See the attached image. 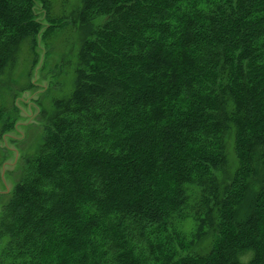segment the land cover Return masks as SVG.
Masks as SVG:
<instances>
[{
	"label": "trees",
	"instance_id": "trees-1",
	"mask_svg": "<svg viewBox=\"0 0 264 264\" xmlns=\"http://www.w3.org/2000/svg\"><path fill=\"white\" fill-rule=\"evenodd\" d=\"M40 2L43 31L35 0H0V87L66 26ZM70 17L71 87L39 108L0 209L6 264H264V0H78Z\"/></svg>",
	"mask_w": 264,
	"mask_h": 264
},
{
	"label": "rangeland",
	"instance_id": "rangeland-1",
	"mask_svg": "<svg viewBox=\"0 0 264 264\" xmlns=\"http://www.w3.org/2000/svg\"><path fill=\"white\" fill-rule=\"evenodd\" d=\"M53 1V14L64 19L66 26L45 40L38 36L36 48L31 49L30 53L27 45H22L9 69L11 77H14L13 82L7 83V75L2 77L0 101L6 112L0 119V209L20 178L25 158L31 156L36 149L43 123L42 110L49 111L54 97L65 95L71 87V74L66 76L58 71L65 70L63 58L70 57L71 50L77 48V26L68 23L70 15L78 7V0ZM34 9L36 20L41 23L43 31L49 24L40 0H35ZM102 21L96 20L95 24ZM5 117H9L8 124L3 122ZM5 241L6 237H0V264H6L3 256Z\"/></svg>",
	"mask_w": 264,
	"mask_h": 264
},
{
	"label": "water",
	"instance_id": "water-1",
	"mask_svg": "<svg viewBox=\"0 0 264 264\" xmlns=\"http://www.w3.org/2000/svg\"><path fill=\"white\" fill-rule=\"evenodd\" d=\"M40 36V35H39Z\"/></svg>",
	"mask_w": 264,
	"mask_h": 264
}]
</instances>
